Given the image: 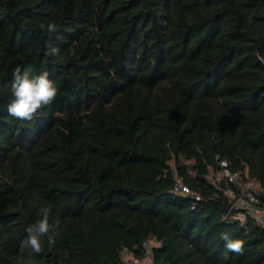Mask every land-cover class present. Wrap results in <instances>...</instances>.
<instances>
[{
    "label": "trees",
    "instance_id": "16d2710c",
    "mask_svg": "<svg viewBox=\"0 0 264 264\" xmlns=\"http://www.w3.org/2000/svg\"><path fill=\"white\" fill-rule=\"evenodd\" d=\"M17 66L58 90L31 120L7 111ZM223 161L264 202V0H0V264H264V228L207 178ZM42 207L59 235L37 254Z\"/></svg>",
    "mask_w": 264,
    "mask_h": 264
},
{
    "label": "clouds",
    "instance_id": "9594fccd",
    "mask_svg": "<svg viewBox=\"0 0 264 264\" xmlns=\"http://www.w3.org/2000/svg\"><path fill=\"white\" fill-rule=\"evenodd\" d=\"M41 27L44 28L43 25ZM47 31L55 32L56 25L48 24ZM59 51V48L51 47L49 55H58ZM12 76L10 86L14 99L7 109L10 116L21 120H31L38 111L50 106L56 100L58 90L55 83L48 78L47 72L29 77L27 72L22 73L21 67L17 66ZM40 215L42 218L26 229L28 233L26 244L37 254L43 251L42 238L46 237L47 243L52 245L59 235L56 231L59 221L49 223L50 209L42 207ZM221 238L226 241L228 251L238 254L243 252V241H233L228 233H222Z\"/></svg>",
    "mask_w": 264,
    "mask_h": 264
},
{
    "label": "built area",
    "instance_id": "2783aa9c",
    "mask_svg": "<svg viewBox=\"0 0 264 264\" xmlns=\"http://www.w3.org/2000/svg\"><path fill=\"white\" fill-rule=\"evenodd\" d=\"M219 171L210 170L207 178L212 185H218L222 180H226L232 185V188L225 192V195L231 200L232 205L228 213L233 209H239L244 212L243 220L247 217L253 218L255 222L264 228V202L258 197L262 188L257 180L251 179L249 175L242 171H232L229 169L228 162L220 163ZM174 191L183 196H191L195 200H200L198 195L192 193L190 188L177 180ZM133 264H140L142 261H132Z\"/></svg>",
    "mask_w": 264,
    "mask_h": 264
},
{
    "label": "rangeland",
    "instance_id": "374dc122",
    "mask_svg": "<svg viewBox=\"0 0 264 264\" xmlns=\"http://www.w3.org/2000/svg\"><path fill=\"white\" fill-rule=\"evenodd\" d=\"M173 165V164H172ZM132 255H128V254H124V258H125V260L126 261H129V260H131L132 259ZM140 264H153L152 263V260H151V258H149V257H147V258H145L144 260H142V262H140Z\"/></svg>",
    "mask_w": 264,
    "mask_h": 264
}]
</instances>
